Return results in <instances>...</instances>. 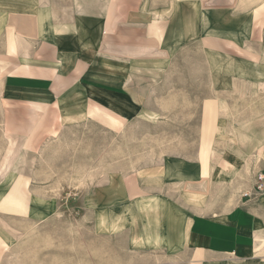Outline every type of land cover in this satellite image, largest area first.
Segmentation results:
<instances>
[{
	"label": "crops",
	"instance_id": "0c3cea01",
	"mask_svg": "<svg viewBox=\"0 0 264 264\" xmlns=\"http://www.w3.org/2000/svg\"><path fill=\"white\" fill-rule=\"evenodd\" d=\"M1 16L7 21L0 30V65H14L0 82L2 127L13 144L48 134L54 116L61 129L104 128L89 120L90 113L118 120L119 130L140 128L145 118L158 123L173 111L148 107L149 90L160 97V82L198 75L187 94L200 98L192 109L197 115L185 122L193 131L183 147L128 171L126 137L114 136L117 158L102 156L100 177L84 191L90 229L87 247L70 254L75 263L264 264V198L241 196L214 214L208 209L215 202L198 185L207 164L214 163L212 176L221 178L241 170L260 147L264 154V137L252 141L262 146L251 152V142L244 153L240 146L232 152L216 132L227 123L226 106L264 111L253 103L264 94V0H0ZM251 118L240 116L232 127L264 128V121ZM104 133L101 144L108 148L111 137ZM34 140L48 145L51 137ZM168 141L176 145L175 138ZM55 201L40 202L48 205L41 213L53 210Z\"/></svg>",
	"mask_w": 264,
	"mask_h": 264
},
{
	"label": "rangeland",
	"instance_id": "374dc122",
	"mask_svg": "<svg viewBox=\"0 0 264 264\" xmlns=\"http://www.w3.org/2000/svg\"><path fill=\"white\" fill-rule=\"evenodd\" d=\"M191 49V55L199 54L194 46ZM13 67L14 65H0V82ZM191 67L197 69L195 65ZM4 69L7 73H3ZM190 75L191 80L176 74L170 81L160 82V97H152V91L149 90L145 98L148 107L157 106L164 111H173L161 117L158 123H151L149 118H145L142 119L140 128L128 126L125 130H119L113 124H118V120L106 118L107 115L101 113H90L93 117L89 120L97 121L104 128L99 130L93 125L85 124L83 127L61 129L62 123L54 116V129L47 130L48 134H35L36 137H51L50 144H42L46 147L43 146L40 155L38 153L42 145L33 144L36 140L34 134L30 138L15 136L26 138L25 141H31L30 144H13V139L2 127L4 115L0 101V264H78L74 262L77 258H72L70 254H77L87 247L86 239L90 229L84 209V191L100 177L98 175L102 173L99 167L102 156L105 155L110 160L117 158L118 145L114 136L118 137L120 133L126 137L128 171L136 165L151 163L157 156L172 151L178 144L183 147V137L191 135L193 131L185 122L196 119L197 113L192 112V109L200 100L187 95L194 92L192 85L198 83L194 81L198 75H193L192 72ZM260 91L264 93V89ZM204 92L206 95L212 93L210 88L204 89ZM167 93L170 95L167 96ZM253 103L263 110L264 94H257ZM230 106L224 107V118L226 117L228 127L226 128L223 120V129L216 130L217 134L221 133L224 147L233 152L234 147L240 146V152L244 153L246 142H251L250 152L262 146H254L252 141L264 137V128L232 126L234 122H238L240 116L251 121L253 114L254 119L262 124L264 111L255 113L249 110L238 113L236 109L230 110ZM247 106L252 105L247 104L245 107ZM168 121L170 125H167ZM103 132L105 137H111L108 148L101 144ZM106 132L110 134L107 135ZM210 132L211 130L205 132L206 138L211 137L213 133ZM198 135V132L193 134ZM168 138H175L176 145H168ZM262 148L250 153L249 158H253L247 160L241 170L224 173L221 178L212 176L207 194L216 206L208 209V212H224L235 205L239 197H249L245 194L251 192L255 176L264 168ZM210 152L212 158L219 156L214 149ZM237 170L239 173L236 176ZM209 172L208 170L207 178L211 173ZM228 177L232 178L231 183L226 179ZM54 200V209L49 213H41L48 205H40V202L47 204ZM47 215L49 216L46 218Z\"/></svg>",
	"mask_w": 264,
	"mask_h": 264
},
{
	"label": "bare ground",
	"instance_id": "6f19581e",
	"mask_svg": "<svg viewBox=\"0 0 264 264\" xmlns=\"http://www.w3.org/2000/svg\"><path fill=\"white\" fill-rule=\"evenodd\" d=\"M6 21H7V17L6 16H1L0 17V30L2 29V27H4L5 26V23H6ZM3 73H7V71L4 69L3 70ZM3 75L4 74H2L1 76L3 77ZM3 79V78H2ZM1 84V83H0ZM1 86V85H0ZM224 131V130H223ZM233 134H235L236 135V133H233ZM206 167H208V168H210V169H214V164H207L206 165ZM210 169H209V171H210ZM205 172H207V171H205ZM211 172V173H210ZM209 173H210V175H209V178H207L206 176H205V178H204V181L202 182V183H199L198 185H201L200 186V188L202 189V190H204V191H206V192H208V190H209V185L211 184V180L213 179V177H212V171H210ZM226 179H229V183H231L232 182V178L231 177H228V178H226ZM190 180V179H189ZM198 188V187H197ZM143 199V198H142ZM150 199V198H149ZM153 199V198H152ZM140 207V206H139ZM150 209H151V207H150ZM128 211V210H127ZM134 221V220H133ZM115 222V221H114ZM137 222V221H136ZM134 223V222H133ZM121 225V224H120ZM120 225H119V227H120ZM110 226V225H109ZM261 226V225H260ZM122 227V226H121ZM5 237V236H4Z\"/></svg>",
	"mask_w": 264,
	"mask_h": 264
},
{
	"label": "built area",
	"instance_id": "2783aa9c",
	"mask_svg": "<svg viewBox=\"0 0 264 264\" xmlns=\"http://www.w3.org/2000/svg\"><path fill=\"white\" fill-rule=\"evenodd\" d=\"M249 197H263L264 198V171H260L256 178L255 184L251 192L245 194Z\"/></svg>",
	"mask_w": 264,
	"mask_h": 264
}]
</instances>
